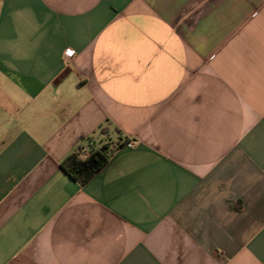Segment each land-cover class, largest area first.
<instances>
[{
  "label": "crops",
  "instance_id": "crops-1",
  "mask_svg": "<svg viewBox=\"0 0 264 264\" xmlns=\"http://www.w3.org/2000/svg\"><path fill=\"white\" fill-rule=\"evenodd\" d=\"M0 264H264V0H0Z\"/></svg>",
  "mask_w": 264,
  "mask_h": 264
},
{
  "label": "trees",
  "instance_id": "trees-1",
  "mask_svg": "<svg viewBox=\"0 0 264 264\" xmlns=\"http://www.w3.org/2000/svg\"><path fill=\"white\" fill-rule=\"evenodd\" d=\"M107 128H101V134L107 133ZM117 141L91 148L87 156H82V148L71 153L60 163L61 170L79 185H84L109 160L115 150L122 147L127 140L123 139L120 131L115 129Z\"/></svg>",
  "mask_w": 264,
  "mask_h": 264
},
{
  "label": "built area",
  "instance_id": "built-area-1",
  "mask_svg": "<svg viewBox=\"0 0 264 264\" xmlns=\"http://www.w3.org/2000/svg\"><path fill=\"white\" fill-rule=\"evenodd\" d=\"M73 55H74V52L71 49H66L64 52L65 59H70L72 58ZM92 146H93L92 140H88L82 148V156H87Z\"/></svg>",
  "mask_w": 264,
  "mask_h": 264
}]
</instances>
